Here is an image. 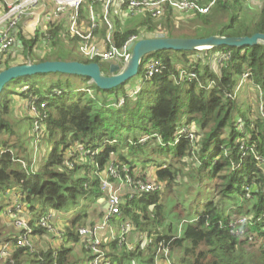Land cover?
Here are the masks:
<instances>
[{"label": "trees", "instance_id": "16d2710c", "mask_svg": "<svg viewBox=\"0 0 264 264\" xmlns=\"http://www.w3.org/2000/svg\"><path fill=\"white\" fill-rule=\"evenodd\" d=\"M247 6L248 3L238 0L218 1L207 14H189L181 26L175 24L178 17L174 10L165 8L161 18L144 15L133 27L118 26L113 42L121 48L142 30L147 33L144 37L157 32L169 38L264 34V7L252 12ZM79 18L89 22L84 6L80 7ZM182 30L204 32L207 36L189 35ZM46 31V37L51 39L48 51L36 57L31 52L34 47L39 48L38 42L45 38L44 33L31 36L16 32L15 44L21 48L23 62L15 65L65 61L51 56L65 47L61 42L62 36H66L65 17L51 22ZM210 51H226L231 55L218 65L217 72L213 71L210 58L203 64L190 58L193 54L207 55L209 51L163 50L152 54L160 58L162 66L147 78L141 65L139 75L143 84L136 87L139 90L135 96L126 90L118 92V87L101 90L86 77L60 73L50 74L45 80L36 75L20 77L6 85L0 95V193L20 190L32 237L46 234L37 224L42 215L68 205L76 206L82 199L96 202L103 195L97 173L104 169L112 154L116 155L115 161L120 167L128 165L133 172L130 156L145 164L154 158L144 159L140 155L155 151L163 162L155 170V178L149 180L163 189L126 200L120 206V220L131 221L135 226L132 232L151 233V227L164 220L162 191L171 189L183 174L196 182V189L186 208L182 234L176 236L170 230L153 232L156 233L154 242L163 241L172 250H182V256L173 264H264V116L251 110L248 115L244 114L234 92L239 78L246 73V82L255 87L264 106V44L218 47ZM3 56H0V71L13 66ZM80 62L100 63L88 59ZM100 64L107 71V65ZM181 70L192 71L197 77L180 78ZM41 75L48 74H38ZM92 90L99 95L93 93L95 97H92ZM26 100L45 113V118L41 115L40 119L50 148L32 170L31 159L19 154L23 145L10 122L12 106H21ZM181 115L185 116L184 121ZM192 123L198 125L197 131L188 129ZM181 128L185 131L181 132ZM188 132L199 136L194 151L196 168L186 162L189 171L183 173L186 165L183 159L190 157L192 150ZM145 136L148 139L141 143L140 139ZM75 142L98 150L93 159L89 156L92 163L87 159L84 163H73L68 153ZM68 162L72 165H66ZM138 176L145 178L142 173ZM207 187L214 190V195L219 197L217 201L211 199ZM233 215L249 217V221L240 227L235 225ZM89 217V213L82 212L71 219L65 226L62 242L70 241L83 249L78 229L95 223ZM4 227L0 224V244L6 240L14 246V237L2 235ZM241 228L247 233L244 238L239 233ZM32 245V250L13 247L6 264H67L71 248L62 243L58 248ZM108 246L113 264L143 255L148 256L143 264H153L152 249L146 253L129 251L124 244L119 247L116 241L109 242Z\"/></svg>", "mask_w": 264, "mask_h": 264}, {"label": "built area", "instance_id": "2783aa9c", "mask_svg": "<svg viewBox=\"0 0 264 264\" xmlns=\"http://www.w3.org/2000/svg\"><path fill=\"white\" fill-rule=\"evenodd\" d=\"M6 0H0V6ZM45 1H50L52 7L49 8ZM99 2L103 11V17L108 25V32L111 39L108 37L107 49H101L92 43V31L98 27L97 16L93 10L89 12V28L88 33H82L78 27L79 25V10L83 0H21L16 5L8 6V11L5 14L4 24L9 19L6 25L0 23V56L4 55L14 44L16 39V25L24 14L25 10L34 9L36 6L43 4L41 10L43 11V23H40V18L35 19L33 22V29L42 27V33L46 37V30L48 25L64 15L66 22V36L79 41V51L88 60H98L100 63H107V69L110 64L114 63L123 67L130 57V50L128 49L129 43L146 38L140 35H132L128 41L118 48L113 42V27L114 25L107 21V13L110 5L114 0H96ZM218 1L228 0H118V5L124 10V17L131 19L134 16L150 15L152 18H159L164 14L165 8L178 11L184 14H207L211 7ZM242 3H250L264 0H238ZM32 13V12H31ZM30 13V14H31ZM4 25V26H2ZM231 57L229 52H214L211 56L212 63L219 65ZM201 59V57H200ZM162 66L160 58L154 57L147 61L145 65L144 74L147 78L152 76ZM180 78L195 79L197 77L194 72H186L181 70L179 73ZM248 75L243 73L240 80H246ZM238 87V85H237ZM28 106L36 112L37 121L35 122V130L38 131L43 128L40 116L45 118V113H41L37 106L28 101ZM40 107L43 108L44 104L41 103ZM261 114L264 116V106L261 109ZM185 129L181 128V132ZM193 134L188 132V138L191 141ZM148 137L140 139L141 143L146 142ZM192 142V141H191ZM69 156L73 159L91 157L94 158L98 154L97 149H90L84 145L75 142L69 151ZM66 165H72L68 162ZM97 167V165H96ZM103 175L100 177V188L102 197L106 200L107 210L103 213L99 222L91 225L83 226L78 229L80 236V245L87 252V264H113L111 250L108 243L116 241L117 245L121 247L123 244L129 251H138L147 249L153 250V264H173L171 261V250L168 245L163 241L154 242L155 235L148 231L139 232L135 231L133 240L130 241L129 237L132 235L135 226L129 220H120V206L126 200L133 199L140 193H154L161 189L160 184H155L147 178H141L138 174L131 172L128 165L121 167L111 157L110 161L106 164L104 169L100 172ZM14 194V204L7 208L3 214L11 220L16 232L11 236L15 238L14 246L9 241H4L0 244V264H6V258L10 255L13 247H27L32 250V242L29 239L31 236V229L27 216L23 215V202L21 201V192L18 189L9 191V194ZM11 195V194H10ZM50 213L42 215L37 224L44 228L47 232L51 233L55 227L50 222ZM249 217H240L234 220L235 225L240 227L248 223ZM113 222L114 224H111ZM242 228L239 233L242 232ZM64 231H60L58 236L62 240L65 235ZM13 263V261H11Z\"/></svg>", "mask_w": 264, "mask_h": 264}, {"label": "rangeland", "instance_id": "374dc122", "mask_svg": "<svg viewBox=\"0 0 264 264\" xmlns=\"http://www.w3.org/2000/svg\"><path fill=\"white\" fill-rule=\"evenodd\" d=\"M19 2H21V0H6V4H5V1L3 2V4L0 6V23L1 24H4V19H5L4 17H5L6 12L8 11L7 9L8 6L16 5ZM44 3H47L49 5V8L52 7V3L50 1L49 2L45 1ZM42 5L43 4H40L39 6L42 7ZM248 5L249 6L247 7H249L252 12H257L258 9H260L261 7H264V3L262 1L250 2L248 3ZM81 6H84V9L87 8L88 17H89L90 9H92L94 14L97 16L96 18H97L98 25L100 24V26L97 27L98 29L96 28L97 30L95 29L92 31V43L101 49H104V50L107 49L109 46V43H107V40H108V37L111 39V36L107 34L108 25L106 21L104 20V17L102 14L103 11L100 7L99 2L96 0H83V2L81 3ZM31 12H32V9L24 11V14L19 20V24L16 25L17 32L22 31L25 34H28V35L30 34L31 36H34L36 33H38L39 36H42L43 30L41 26L37 27L36 29H33L29 27L30 23H28L29 26L24 24L25 19L27 20L28 18H30L29 15ZM173 13L178 17L177 18L178 20L175 21L176 26L183 25L182 22H184L187 19V17H190L189 14L180 13L178 11H173ZM63 16L64 15H61L60 17H63ZM140 18H142V16H134L131 19H126L124 17L123 8L118 5V0H114V2L111 3L110 9L108 10V13H107V21L114 25L113 31L116 30L118 26L119 27L120 26L133 27L137 24V22H139ZM39 20H40V23H43L42 15L40 16ZM8 21L9 19L6 20L4 25H6ZM79 21L80 22H79L78 27L80 31L82 33H88L90 31V28L88 27L89 22L86 20H81V19ZM181 32H187L189 35L207 36V34H205L204 32L194 33L192 32V30H189V31L182 30ZM139 34H140V31H139ZM141 35L147 36L146 31L142 30ZM157 35L160 36L161 34H158L157 32H155V33H151L148 37H151V36L158 37ZM177 35L182 36L183 34L178 33ZM49 40L51 41L49 37L41 38L40 41L38 42L39 48L34 47L31 54L34 55L35 57L43 56L46 53V51H48V46L50 45ZM61 42L65 45V47L62 46V49H60L59 52L51 54L52 57H57L58 59H64L65 61H71V60L80 61L84 59L86 60V58H84V56L79 51V48H78L79 41L78 40L69 38L68 36H62ZM214 52H217V51H209L207 55L200 54L201 56L193 54L191 55L190 58L193 59V61L195 62L201 61L202 64L207 63L208 58H210L209 62H211L212 69L214 72H217L218 65L213 66L215 64H213L211 60V56ZM4 56L9 58V62L12 65L23 62V54L21 53V48L18 44H15V42L13 46L4 54ZM154 57L156 56L150 54V55H147L143 59L142 65L144 66V69H145V65L147 61H149L150 59H153ZM103 64L107 65V63H103ZM178 64L179 62L177 61V65ZM35 77L42 78L43 80H45L46 78H49L51 76L50 74H48V75H41V76L36 75ZM240 79L241 77L239 78V81L237 84L238 87L236 86V88L234 89V92L236 93V100L238 102L239 108L246 115H248L249 110H251L254 114L257 113L258 111L260 114L261 109H262V102L258 98V94L256 92L255 87L249 84V82H246V80H240ZM141 80L142 79L140 78V75L134 76L133 78L128 80L126 83L119 86L117 90L118 92L126 90L129 92V94H131V96H135L137 95V91L139 90L136 87H139V85L141 86L143 84ZM93 93L95 94V96L99 95L98 92H95V90H92V97H95ZM12 111H13V114H11L10 116V122L14 126V130L17 131L16 133L20 135V138L18 140L19 142H22V145H23V151H21L20 153L16 151L15 153H19L20 156L22 155L23 157L27 159H31L32 164L30 166L31 167L30 170H32V168L35 169V167L38 166V163H40L42 160L40 157L42 155L46 156L50 150L47 144V138H44L46 132L44 130V127L38 131L35 130V122L37 121V116H36V112L33 111L31 108H29L28 100L24 101L21 106H18V104L12 106ZM181 119L182 121H184L186 118L184 115H181ZM188 129L190 131H197L198 125L192 123L189 125ZM192 137H193V139L191 140L192 150L190 152V157L184 158L183 161H185V163L186 162L191 163V165H193L192 167L196 168L195 166L196 158H195L194 151L197 148L199 136L193 135ZM147 147L151 148L152 145H148ZM124 154H126L125 149H124ZM147 156L148 158L149 157L154 158V160L151 161L150 163L148 162V163L142 164L140 161H136V160L134 161L133 157L130 156V159H132L133 161V165L132 164L130 165L133 166L132 167L133 173L139 174V175L142 173L145 176V178L154 179L155 170L157 169L158 165L161 162H163L162 161L163 159L160 161V158L158 157V153L155 151L148 152L145 155H140V157L141 158L144 157V159L147 158ZM111 157L115 161L116 155L112 154ZM86 159L89 160L90 163H92V160L90 159V157L75 158L73 159V163L75 161L78 162V164L84 163ZM166 161H168V158H166ZM24 163H25L24 166H27V163L25 161ZM187 163L182 168L183 173H188L189 171V167ZM100 172L97 173L99 180H100L101 175H103V172L102 173ZM215 182H218V181L216 180ZM195 187H196V182H194L192 178H185L183 177V174H180L177 177L176 184H173L171 189L169 190L166 189V191L165 190L162 191L161 198H162V203H163V208H164L163 210L164 220L162 222H159V224L157 223L155 225L156 227H151V229L149 228L152 234L156 235V233H153L154 231H157L158 233H168L167 230H170V234L175 233L176 236L177 235L180 236L182 234L183 229H184V223L186 222V219H187L186 208H188L189 203L192 200L191 195L195 193V189H196ZM161 189H163L162 185H161ZM207 189L210 192L209 196L211 197V199H214L215 201H217L219 197L214 195V190L213 189L211 190V187H207L206 190ZM10 194L9 192L0 193V205H2L0 206V222H1L0 224L5 226L2 230L3 236L4 235L11 236L13 233L16 232L13 224L11 223V220L5 217V215L3 214V212L7 208L11 207L14 204V195H13L14 193L11 192ZM95 207H96V202L82 199L80 200L79 204L76 206L68 205L58 210H52V211L50 210L51 211L49 212L50 220H51L50 222L55 227V230H53L51 233L46 231V234L44 237H30L29 239L31 240L32 243H36L38 245L39 244L44 245L45 243V244H48V246L50 247L58 248L60 245V241L62 242V240L58 236V233L60 231H64L65 226L69 224V221L73 219L79 213H82V212L93 213V216H95L96 214ZM150 209H153V206H151ZM20 212L24 213V210L21 209ZM230 213L232 214V212ZM240 217H243V216L233 215L232 218L235 220L236 218H240ZM6 223H9V224H6ZM111 224H114V223L111 222ZM246 234L247 233L245 232V229H243L242 232L240 233V236L244 238L246 237ZM53 240H56V241L54 244H51ZM62 244L65 247L71 248V251L68 256L67 264H85L86 263V256H87L86 251H84L81 248H78L79 251H77L76 245L70 241L62 242ZM185 245H188V244L185 243ZM170 250H171V261L172 263H174L177 260H179L183 252L182 250H179V249H174V250L170 249ZM152 253H153V250H152ZM147 257L148 256L143 255V257H136L133 260H129L125 258L123 259L122 264H143L144 260Z\"/></svg>", "mask_w": 264, "mask_h": 264}, {"label": "water", "instance_id": "95a60500", "mask_svg": "<svg viewBox=\"0 0 264 264\" xmlns=\"http://www.w3.org/2000/svg\"><path fill=\"white\" fill-rule=\"evenodd\" d=\"M264 44V34L256 33L252 36L227 37L212 35L208 37L169 38L164 36L142 38L135 43H129L130 57L123 67L110 64L107 71L100 63H83L80 61H44L40 63H26L13 65L0 71V95L6 85L13 79L38 74H67L89 79V83L101 90L115 89L134 76L139 75L143 59L163 50L184 52L210 51L218 47L244 48Z\"/></svg>", "mask_w": 264, "mask_h": 264}, {"label": "crops", "instance_id": "0c3cea01", "mask_svg": "<svg viewBox=\"0 0 264 264\" xmlns=\"http://www.w3.org/2000/svg\"><path fill=\"white\" fill-rule=\"evenodd\" d=\"M42 13H43V11L41 10V7L40 6H36L34 9H32V13L29 15L30 16V18H28L27 20L25 19V21H24V24H26L27 26H29V24L28 23H30V28H33V22H35V19H37V18H40V16L42 15ZM27 17V16H26ZM100 26V24L98 25V27ZM98 29V28H97ZM96 29V30H97ZM107 203H106V200L105 199H103V197L101 196V197H99V198H97V200H96V207H95V209H96V214H95V216H93V213H89L90 214V217H89V219L88 220H91V221H93V222H99L100 221V219H101V217H102V215H103V213L107 210ZM23 215H25V213H23ZM26 216V215H25ZM6 224H9V223H6ZM134 235H135V233L133 232L132 233V235H131V237H129V240L130 241H132L133 240V237H134ZM38 237V236H37ZM47 239H49V238H47ZM55 241L56 240H53L52 242H51V244H54L55 243ZM62 242L60 241V244H61ZM43 245V244H42ZM44 245H48V244H45L44 243ZM52 246V245H51ZM77 248H76V250L77 251H79V249L78 248H80L78 245L76 246ZM139 251H141L142 253H146L147 252V250L146 251H143V250H138V251H136V252H139ZM86 258H87V256H86ZM85 264H87V262L85 263Z\"/></svg>", "mask_w": 264, "mask_h": 264}]
</instances>
